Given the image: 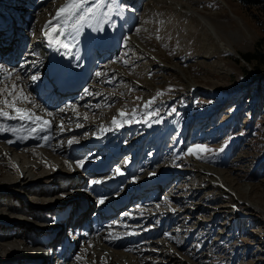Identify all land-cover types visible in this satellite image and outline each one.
<instances>
[{
  "label": "rangeland",
  "instance_id": "1",
  "mask_svg": "<svg viewBox=\"0 0 264 264\" xmlns=\"http://www.w3.org/2000/svg\"><path fill=\"white\" fill-rule=\"evenodd\" d=\"M61 1L0 0V15L7 21L5 27H0V58L10 55L11 52L13 54L16 49L25 45L22 56L18 52L25 63L21 62L18 67L20 72L25 69L31 76L37 77L31 82L30 93L33 95H36L38 89L46 88L43 83L39 84L42 79L40 72L44 69L45 59L33 60V58H29L28 54L30 52L34 54V49L39 52L40 48L33 47L34 43L39 41L35 40L34 36L38 34L44 13L47 10V12L52 10ZM89 1L92 2L90 6L94 11L102 10L104 7L110 10V6L115 0H105L103 4L100 3V0ZM259 1L261 2L260 6L247 5L245 4L246 0H159L160 3L156 0H132L129 5H125L126 12H123L128 13V26L126 27L124 22L128 17L125 14L122 28L128 36L120 37L118 42L121 44L122 41L124 47L116 55L98 53L90 83L77 93L76 99L77 102H80L77 105L88 112V121H91L89 119L94 116L99 121L104 120L106 125L105 114L118 107H122L128 112L131 119H136L141 115V103L151 95L154 83H161L158 84V87L164 89L165 96H173V100H176L173 105L155 106L149 111L156 120L163 119L159 122L160 124L165 122V119L168 120L163 134L158 140L153 139L146 144L144 154L140 153L142 148L136 149L132 153H129L131 150L128 149V140L141 136L144 133L143 129L140 133L131 134L130 138L127 135L122 136L123 139L118 140L120 142L119 152L122 156L125 152L127 153L119 165L110 169L108 174L117 176L119 174L117 170L122 168L125 176V167L128 168L135 162L137 166L141 167L143 174L140 171L136 172L137 169L132 172V174L136 172V175L141 174L136 177L131 175L133 186H138L141 179H145L144 177L152 176L153 173L148 174L149 172H158L160 176L162 174L175 175L177 178L174 176L173 182L165 187V190L157 188L147 196L148 200L158 197V200L152 201V206L149 208L160 204L162 208H167V210L163 209L166 212L163 211L166 217L155 218L153 216L152 221L139 217L140 223L143 224L141 236L156 232L157 234L147 238L149 241L145 242L140 240L139 236H124L125 239L120 241L119 246L109 247L112 252L116 253L122 250V253L129 255L124 247L128 245V241L138 238L140 243L143 242L142 245L150 250L152 260H159L157 261L159 264L162 263V260L158 259L157 255L160 256V253L166 250L164 247L161 251L158 245L160 241L169 245L183 243L184 247L179 249L182 257L188 258L194 264H264V224L250 217L245 222L233 220V215L228 214L229 212L224 208L228 206L227 203H231V197L226 199L219 192H209L207 189L209 184H212L211 179L198 178L192 169L195 165H201L211 170L212 174H219L222 179L228 182L230 193L232 192L238 197L240 195L239 198L245 201L249 199L264 209V171L260 172L258 178L255 174V171L259 170V164L264 161V0ZM181 8H189L188 10L195 12L197 16L208 18L211 24H214L216 31L221 32L219 35L223 41L222 45L232 46L238 56L219 52L220 39L219 42L214 40L215 44L218 43L215 45L209 40V37L205 36L203 28L180 15ZM211 33L213 34L212 31ZM134 34L142 36L141 38L145 42L140 44V41L137 42L134 39L131 40L132 43L128 42L130 36ZM71 39L74 43L77 42L75 35L71 36ZM79 41L77 43H80ZM5 42L10 43L9 48L5 46ZM139 50L144 53L150 52L155 60L161 64L165 63L173 70L161 73L159 68L152 66L154 60L141 56ZM248 54L255 56V61L247 63L243 56ZM29 60L32 61L27 65ZM32 66L33 68L29 72V68ZM18 67L14 65L7 68L10 70ZM177 71H179V75L182 74V80L178 78ZM97 72L102 75L96 76ZM190 81H194V83L197 81L196 84H200L198 88L201 91L194 96V99L183 96L188 91L187 82ZM141 82L147 88L144 85L136 88V85ZM127 85L130 87L126 89ZM123 91H126L124 99L121 96ZM89 92L92 94L89 95ZM19 97L21 98V96ZM19 97L18 99H20ZM96 97L99 100L93 102ZM73 102L75 101L71 103ZM36 106V104L32 105L35 113L39 112V108L37 109ZM65 107L67 106L65 105ZM60 108L57 107L55 110L62 117ZM53 115L56 116L57 113H53ZM88 121H85L84 127L89 124ZM72 126L70 124L67 127ZM93 127V125H88L86 128L74 129L75 134L72 135V138L75 137L79 141L78 146L89 144V138H97V134L102 138L109 132L108 127H101L97 131L93 130L95 128ZM12 135H18V132H12ZM62 143H68V141L63 140ZM71 146L73 150L71 155H74L78 147L75 143ZM196 146L207 149V151L198 152L199 155L206 157L205 159L197 158L196 154H188V149H195ZM99 148L104 149L100 155ZM99 148L94 147L79 154L80 161L93 162L94 169L109 167V163L114 158L107 151L109 144L104 143ZM25 153H21V155H27L26 157L35 161L33 173L29 170L31 164L21 165L16 155L7 156L10 166L0 156V162H4L2 163L3 168L7 169L6 172L10 176L17 178L20 175L16 180V186L0 183V199L7 201L8 204L4 209L1 208L0 212V236L4 246L8 249L3 256L2 262H8L5 264L27 263L28 258H23L21 255H27L28 252L21 255L17 252H25L30 249L31 241L39 239V236L36 235L37 230L41 233L48 228H52V230L49 229L50 231L58 230L59 228H55V226L58 227L61 222L55 220L57 219L55 215L59 213H54L56 206L53 207V205L63 204L66 202L65 200H58L71 198L73 193L76 194V192L67 193L66 190L53 187L49 192H56L60 199H54L53 203H49L51 199L45 198V196L40 198L32 192L26 193L18 189L20 183L23 182L28 185V188L31 187V190L43 188L44 191L50 185H62L63 182H69L64 179V174H68L69 169L64 168L63 174H54L57 175L54 181L43 183L46 177L45 173L50 171L47 177H52L55 169L50 170L40 166L42 160H39L41 158L38 151L32 149ZM85 153L87 155H83ZM139 155L142 156L137 161ZM53 162L52 166H57ZM73 164H79V161ZM68 165L72 166L71 161H68ZM60 168L56 167L61 170ZM82 168L80 167L78 170ZM28 170L29 172H27ZM24 174L26 176L23 178ZM34 174H36L35 177ZM52 179L54 178L52 177ZM85 179L87 180V177ZM85 179L77 181V184L83 185L80 192L84 190L82 195L86 199L83 202L89 203L90 207L86 208V211H89L88 218L93 220L96 218V215H93L94 211L102 207L104 203L101 204L100 201L93 200L97 194L93 192L94 190L87 188ZM99 181L102 183V180ZM37 183L41 184L36 186ZM101 183L95 185H99V190L103 191ZM56 187L59 188V186ZM62 187L65 186L62 185ZM125 188L123 186L119 192L122 193ZM211 195L213 197L209 201L207 198ZM106 198H101V200L105 201ZM73 202L69 201L63 204L62 210L74 207L76 202L74 204ZM190 203H195L196 208L199 207L201 210L192 215L189 209L193 205ZM21 205L26 208L22 209L24 211L21 210ZM9 207H14L19 211L12 213ZM72 212L76 214V211ZM128 213L130 214V212ZM62 218L64 217H60L61 220ZM214 218H217L215 225L205 223ZM19 220L23 223L26 221L31 224V227L23 225ZM202 221H205V224L200 227ZM10 222L14 225H7ZM80 223H84V220L81 219ZM227 225H235V230H231L232 233H230ZM6 226L8 227L5 228ZM131 226L133 225L129 224L127 227ZM87 229L91 232L82 230V235L87 234L88 237L80 236L79 241L75 244L72 243L70 258H74L76 252L80 251L89 240H92L93 236H96L95 231L99 232L102 228L97 226L90 228L89 224ZM176 229L181 234L177 235L174 232ZM14 230L20 231V237L14 234ZM117 236H121V234H117ZM67 241H71V237ZM163 244L161 243L162 247ZM13 249L16 253L11 255L10 250ZM97 250L106 253L102 245L98 246ZM189 261L184 264H189ZM54 262L56 263V261ZM121 262L124 263L125 260L120 259L118 263ZM60 263L62 262L58 261V264Z\"/></svg>",
  "mask_w": 264,
  "mask_h": 264
},
{
  "label": "bare ground",
  "instance_id": "2",
  "mask_svg": "<svg viewBox=\"0 0 264 264\" xmlns=\"http://www.w3.org/2000/svg\"><path fill=\"white\" fill-rule=\"evenodd\" d=\"M158 1L156 0V2H158ZM76 2L78 5L77 9L73 10L72 14H70V15L62 16L59 20L55 19L56 13L60 7L69 3V0H62L60 3H58L56 6H54L52 8V10L49 9L50 10L49 12H47L48 11L47 10L46 13H44L43 21L39 25L40 28L38 30V34L37 35L35 34L36 36H34L35 40H39V41L35 42L33 47H35L36 49L37 48H40V49L38 50L39 52H37V50L34 49V54H33V52H30V54L27 53L29 58H31V59L33 58V60L34 59H37V60L40 59L41 60V58H43L44 53L46 51V49H45L46 45L44 44V40H45L44 39V35H45L44 33L45 32H53L52 27H53V25H56V24H58L60 26V29L58 32H56L54 38L59 39V40L63 41L64 43H67L69 45V47L65 48V49H67L68 51H71L72 45H73L72 40H71V36L75 35L77 42L79 40H82L81 42L79 41L80 43H77V42L74 43V45H76V47L75 48L73 47V49H74V52H76L78 55L83 54L84 56H86V55L88 57L92 56L95 59H97L98 53H100V54L111 53V54L116 55V54L121 52L124 45L122 44L123 43L122 41H121V44L118 43L119 39H120V37H124L126 35L128 36L127 32L124 33L125 30L122 28V24H123V21L125 19V14H126V16H128V13L123 12L124 11L123 9H124L125 5H129V2H125V1H123L122 3L120 1L113 2L109 11L105 8L102 10L96 9L94 11H91V13H89L87 11V9L91 8L90 4H92V2H90L89 0H76ZM160 2H158V3H160ZM188 9L181 8L180 15H182V17H185V18L192 20L193 22L197 23L201 28H203L205 36L209 37L210 41L214 42V40L218 41L220 39L221 44H218V43L215 44L216 41L214 42L215 45H217V44L220 45L221 48L220 47L218 48V46H217L219 52H221V53L223 52L225 55L238 56L236 50L232 46H228V45H224V44L222 45L223 41L221 40V37L219 35V33H221V32L216 31V29L214 28L215 27L214 24H211V22L208 18H206L204 16H200V15L197 16L195 12H192L191 10H188ZM80 17H84V19H80ZM128 18H129V16L126 18V21L128 20ZM40 19H42V18H40ZM49 21L52 22L51 25L49 24ZM127 26H128V23H126V27ZM210 30L213 32V34L211 33ZM193 32H195V31L193 30ZM134 35H136V36L134 37ZM134 35L130 36L131 38L128 40V42L132 43L131 40L134 39V41H137V42L140 41L139 43L141 44V42L144 41V39L141 38L142 36L140 37V35H137V34H134ZM5 36L7 37L6 34H5ZM6 37H4V38H6ZM126 45H127V43H126ZM5 46H7V48H9L10 43L5 42ZM24 46L25 45H23V47H21V48L16 49V51L13 52V54L11 52L10 55L1 57L0 58V65H2L4 68L8 69L7 67H9V66L16 65V67H18L21 62L25 63L24 62L25 60L23 61L21 59V57L18 55V52H20L21 56H22ZM47 46H50V45H47ZM55 47H57V49H64V47H61L59 44H56V43H55ZM139 52H140L141 56H143V57L146 56V57L150 58L151 60H154V63L152 66H154L157 69L159 68L161 73L173 70V68H171L170 66H168V65L166 66L165 63L161 64L160 62L155 60L154 57L152 56V54H150V52L144 53V52H141V50H139ZM77 54H76V57H77ZM31 61L32 60H29V62L27 61L28 62L27 65H29ZM45 65H46V61H45ZM94 65H95V63H94ZM94 65H93V67H94ZM32 68H33V66L31 68H29V72ZM9 71L12 72V77L10 80H4L3 82H0V89L4 88L5 84H7L9 87V90H10L12 83H16L17 85H19V87L17 88V90L15 92H13L12 97H8L7 92L0 93V101H3L6 97L9 99V101H11L13 99V97H16V99H15V106L16 107L28 110L30 113L34 114V117L39 116L42 118V120L37 121L35 123L28 121V120H21L18 118L19 114H17L12 108H8L2 102H0V109H3L4 111L9 112L10 115H12L14 117H17L15 119H8L6 117L0 116V128H3V129H19V131H17L18 135H15V136L12 135L13 131H10V130L9 131H0V156L2 158H4L6 160V163L10 166L9 159L7 158V156L12 157V156L16 155V157H17V159L21 165L28 164V163L31 164L29 166L30 167L29 170H30V172L33 173L34 168H35L33 166V164L35 163V161L31 160L30 157H26L27 155L22 156L21 153L26 154L25 152L28 153L32 149L34 151H38L39 157L41 158L39 160H42L41 161L42 165H40V166L46 167L47 169H50V170L55 169L53 171V176H52L54 179H52V177H47V176H49L48 174L50 172L49 170H47L49 172L45 173L46 177H45L43 183L44 182L48 183V182L54 181L55 177L57 175L63 174L65 172L64 168L70 169V165H68V161H71L73 169H74V171H72V172H74L75 176H71L72 173H70L68 170V174H64V177H65L64 179H66V181L69 180V182L65 183L62 181L64 183L62 185L65 187H62L61 184L55 185L53 187L56 189L66 190L67 193H70L71 192L70 187L74 185L75 188H73V191L76 192V194H74L73 196L77 197L76 199L71 200V201H74L73 202V204H74L79 198L80 199L83 198L82 194L84 193V190L82 192H80L81 191L80 189H82L83 185L81 183L77 184V181H84V179L87 177L88 181L85 179L87 188L94 190L93 192H96V194H97V195H95V198L96 199L99 198V200H100V198H101V195L99 194L100 190H98V187L96 185H93L91 183V181L92 180H99V178L106 179L107 170L105 168H100L101 171L100 170L99 171L98 170H90L89 172H84L85 165L89 164L90 161L84 162V166L81 170H78L80 168L79 164H73V163H78L79 158H80L79 154H82L85 151L93 149L96 146H99V144L103 140L107 139V140H110L112 142L111 145L109 146L110 147L109 150H112L113 152H118L120 145L118 144V142L113 140L111 135L107 136L106 134H104V137H103L104 139L101 140V138H99L100 135L97 134L96 135V136H98L97 138H94V137L89 138L90 139L89 144H86V145L80 144L81 145V147H80V146H78L77 143H75L76 146L78 147V150H77V152L74 153V155H71L73 152L72 146L69 145L68 143H62V142H63V140L69 141L72 138V135L75 134V132H74L75 128H80V129L86 128V127H88V125H90V126L93 125L95 127V128L93 127L94 128L93 130H96V131L100 130L101 127L102 128L108 127L107 129L109 131L118 130L116 127H113V124H112L113 120L114 119H121L123 121V123L128 122V121H130L129 119H131L130 114L128 112H126L122 107H118V108H115L114 110H112V112L105 114L106 115L105 119L107 120L106 125H105L104 120L99 121L94 116H92L89 119L91 121H88L87 119H84L85 115H87V117H88V112L82 110L80 108L81 106L77 105L80 102L76 101V98H77L76 95H66V96L62 95V97H61L54 90L52 92H50V91H48V89L45 90L42 88L37 90L36 95H33L32 93H30V89L32 88V86H31V82H32L31 74H28L25 69L22 70V72H20L19 67L18 68H12ZM177 72H178V75L177 74L176 75L178 76V78L180 80H182L183 79L181 77L182 74L179 75V71H177ZM40 74L42 75V79H41V82H39V84L44 83V85H45L46 76L43 73V70L40 72ZM0 75H2V74H0ZM17 75L20 76L19 80L16 79ZM196 83H197V81L195 83H194V81L193 82L192 81L187 82L188 91L183 96H186L189 98L194 97V95H192L193 87L198 88L200 85V84H196ZM158 84L159 83H154V85H153L154 87L152 88V90L150 92L151 95L149 97H146L145 100L141 103L140 114H142V115L149 114L150 109L152 107H155V106L156 107L157 106H165L166 107L167 105H170V102L174 99L173 96H165L164 89L162 87L161 88L158 87L161 83L159 85ZM143 85H144V83L141 82V84L136 85V88L143 87ZM128 87H130V86L127 85L126 89ZM145 88H147V87L145 86ZM21 89H22V92H21ZM120 93H122V92H120ZM125 93H126V91H123V93L121 94L123 99H124ZM19 96H21V98ZM23 96H27L28 99L27 100L23 99L22 98ZM30 96H31V98H30ZM18 97L20 99H18ZM72 98H73V100H72ZM95 99L96 100H93V102L94 101L97 102V100H99L98 97H96ZM147 100L152 101V103L149 106H147V104H146ZM29 101H31V102H29ZM72 101H75V102L71 103ZM33 104L37 105L36 107H37V109L39 108L40 113L39 112L35 113V111H34L35 109H33L34 106L32 107ZM64 104L67 107H65ZM72 106H75V107H72ZM57 107H59V108L61 107L60 108V112H61L60 114L62 115V117L59 116V113L57 112V110H55ZM61 109H63L64 112L61 111ZM51 112H52V115H48V113H51ZM121 112H123L124 115H121ZM53 113H57V115L54 116ZM42 114H45V115L42 116ZM164 114H166V113H164ZM94 119H97V120H94ZM146 119L147 118H142L141 121L144 122V121H146ZM43 121L50 122V125L43 124ZM85 121L89 122V124L86 127H84ZM61 123H63V130H61V127H60ZM70 124H72L73 126L67 127ZM128 125H130V124H127V126ZM33 128H36L37 130L32 131ZM41 128H43L44 130H40ZM125 129H126L125 127L121 128V130H125ZM141 138H142V136L134 139V141H138V142L133 147L134 149H132V151H134L135 149L140 147L139 144H140ZM99 140H101V141H99ZM9 141H12V142L9 143ZM99 151H100L99 152V155H100L103 152V150L100 149ZM27 158H28V160H27ZM71 158H73V159L71 160ZM121 159H122V157H121ZM49 160H51V162H49ZM57 160H60L61 162L59 161L60 163H58ZM52 162L55 163L59 168L62 167V168H60L61 170L56 169L57 166L53 167ZM2 163H4V162H0V183H3L4 185L13 184V186H16V184H15L16 180L19 179L20 175L17 178L10 176L6 172L7 169L3 168ZM119 163H120V161H118L114 158L109 163V166L114 168V167L118 166ZM120 169H122V168H120ZM192 169H193L194 175L196 174V176L198 178L203 179L202 177H205V178L211 179L212 184H209V187L207 189V190H209V192H219L222 196H224L223 198H226V199L231 197V203H229V204L227 203L226 205H228V206H225L224 208L227 209V211L229 212V213L227 212L228 214L233 215V217H234L233 220L240 221V219H239L240 217H238V212H236L234 210V207H236L240 211L246 213L251 219L259 220L261 222V224H264V209L261 206H258L256 204L252 203L249 199L247 201H245L242 198H239L240 195L238 197V196L233 195L232 192L230 193V191H229L230 187L228 185V182H226L225 179H222V177L219 176V174H216V173L212 174L211 170H208L206 167L201 166V165H198V166L195 165V167H192ZM29 170L27 172H29ZM23 172H21V173H23ZM122 172H123V170H120L121 174H122ZM54 174H57V175H54ZM85 174H88V175L86 176ZM155 174H153L152 176L148 175L147 176V177H149L148 179H151V178L154 179L153 176H155ZM35 175L36 174H34V177H35ZM83 175H84V178H83ZM25 176L26 175L24 174L23 178ZM174 176H172L171 178H168L166 176H161V179H164L166 181V183L163 185L164 188H165V186L167 187L173 182ZM175 178H177V177L175 176ZM142 180H144V179H142ZM88 183H90V184H88ZM140 183L138 184L139 187L141 186ZM39 184H41V183H37L36 186H38ZM56 186H59V188ZM30 188L31 187L28 188V185L25 182L20 183V185L18 186V189H20L26 193L32 192L33 194L39 196L40 198L45 196V198H49V199H51V201L54 199H57V198L60 199L59 196H57L56 192H49L51 190V188L46 189L48 191H46V190L44 191L43 188L40 190H38V189L37 190H34V189L31 190ZM228 188H229V190H228ZM153 191H155V189L152 190V192ZM193 197H195V196H193ZM211 197H213V195L209 196V198H207V199L210 201ZM186 199H187V197H186ZM63 200H65V199L58 200V201H63ZM134 200H135V202L132 201V203H131V205H132L131 209L129 211H127V213L124 212L122 215L119 216V218H123L120 221H117L114 217H111L109 220H107V219H104L103 216H100L99 222L97 221L96 223H94V220H92L90 223L86 218V215H88V212H85V211L82 212L80 210V212H78V211L76 212V215H72V211L69 210L70 213L68 215H66L69 218L64 219V221L65 220H66V222L70 221V223H73L75 225L76 229H78V230H79L78 225L81 224L82 227H80V233H81L80 236L88 237L87 234H83L84 236L82 235V230L85 232H88V230L83 227L84 224L90 223V228H94L95 226H97L98 228H100V229L102 228V229L99 232L95 231L96 236H93L92 240H89L88 243L85 246H83V248H81L80 251L76 252V255L74 256V258H70V256H71V253H70L71 244H69V246L67 247V251L64 252L60 258L57 257L56 258L57 260L55 259L56 262L61 261L62 263H60V264H70V263L71 264H157L158 263L157 261H159V260H157V261L152 260V257H151L152 254L150 253V250H148L147 247L142 245L143 242L149 241V239H147V238H150L154 234H157V232L156 233H150V234H152V235L149 234L150 236L149 235L141 236V234L143 232L142 231L143 224L138 222V219H139V216H144L146 214L144 212H148V213L143 218H148V219H150V221H152L153 216L155 218H157V217L165 218L166 217L164 214L165 210H163V209L167 210V208H162V206L159 204V206L156 205V207L151 208V211H147V210H150L147 208H149V206L150 207L152 206V204H151L152 201L158 200V197L155 199L149 200V205H147V207L140 205L143 202L141 201V199H139L138 195L135 196ZM51 201L49 203H53V201L52 202ZM6 202L7 201L0 199V212H1V208L4 209L5 206L8 205ZM23 203L26 204L25 202H23ZM65 203H63V204H65ZM63 204L62 203H56L55 205H53V207L56 206L55 212H54L55 214L57 212H60V213L69 212V211H66L68 208L66 210H62ZM27 205H29V204H27ZM191 205H193V207L189 210H190V213L192 215L195 214V212H198L201 210V208H199V207L196 208L195 203H192ZM10 207H11V205H10ZM74 208H72V209H74ZM22 209H26V208L23 205H21V210ZM9 210L12 213H16L19 211L14 207L10 208ZM22 211H24V210H22ZM156 211H158V212H156ZM128 212H130V214ZM136 212H139V213H136ZM180 214L182 215V213H180ZM78 217H81V219L83 218L84 223L78 222V220H79ZM217 218H218V216H217ZM217 218L216 219L214 218L213 220L206 221V222L202 221V223H200V227L205 223L215 225ZM75 219H77V220H75ZM132 219H134L135 221L126 222L127 220H132ZM202 219H206V218H202ZM0 220H1V218H0ZM19 222H20V220H19ZM14 223H15V221H14ZM14 223L10 222V223H7V225L13 226ZM20 223H23V222H20ZM129 224H132L133 226L128 228L127 226H129ZM23 225H24V223H23ZM7 227L8 226H6L5 228H7ZM29 227H31V226H29ZM227 227H228V229H229L228 231L230 233H232L231 230L232 231L235 230V225H233V226L227 225ZM50 230L49 229H48V231L44 230V231H42V233L37 230L36 235L40 236L41 234H43V235L50 234V236H52V235H56V234L61 233L60 229H58L56 231L55 230L50 231ZM33 231H35V230H33ZM193 231H195V228H193ZM13 232L15 235L20 237V231L14 230ZM90 232L91 231L89 230L88 233H90ZM174 232H176L177 235L181 234V233H179V230H177V229ZM117 234H121V236H117ZM124 236H139L140 240H143V242L140 243L138 238H135V240L128 241V245L125 246L124 248L129 252V255H125L124 253H122V250L118 251L116 253L112 252L111 248H109V247L119 246L120 241L125 239ZM89 238L91 239V237H89ZM26 242H28V241L26 240ZM160 242L164 243L165 245L163 244V247H162ZM160 242H158V245L160 246L161 251L164 247H166V250H163L160 253V256H159V254L157 255V258L162 260L161 264H163V263L164 264H184L185 262L189 261L188 258H185L184 256L182 257V253H180V251H179V249L184 247L183 243H181V244H179V243L175 244L174 243L172 245H169L168 243H165L162 241H160ZM100 245L103 246L106 253L102 252V251L98 252L97 249H98V246H100ZM13 250H10L11 255L16 253V251L15 250L13 251ZM7 251H8V249H6V247L4 246L3 240H1V236H0V261H1V264L8 263V262H2L4 260V257H3L4 253H7ZM77 257H79V259H77ZM21 258H19V259H21ZM120 259H122V260L124 259L125 262L124 263H122V262L118 263ZM28 260L29 261H27V263L22 262L20 264H47L48 263L46 260H42L41 262H38V263H32L31 258H28ZM65 261H67V262L65 263ZM188 263L194 264L193 262H190V261Z\"/></svg>",
  "mask_w": 264,
  "mask_h": 264
},
{
  "label": "snow or ice",
  "instance_id": "3",
  "mask_svg": "<svg viewBox=\"0 0 264 264\" xmlns=\"http://www.w3.org/2000/svg\"><path fill=\"white\" fill-rule=\"evenodd\" d=\"M100 3L103 4L105 3V0H100ZM78 5H77V2L76 0H69V3L65 4L64 6L60 7L56 13V16H55V19L56 20H59L62 16L64 15H70L72 14L73 10L77 9ZM87 11L89 13H91L92 9L91 8H88ZM80 19H84V17H80ZM49 24L51 25L52 22L49 21ZM60 29V26L58 24L56 25H53L52 27V30L53 32H58ZM46 36H49V41L51 43H56V44H59L61 47H64V48H68L69 45L67 43H64L63 41L59 40V39H53V37L51 35H49L48 32H45L44 33ZM62 34V33H61ZM126 63V62H125ZM0 82H3L4 80H10L11 77H12V72L9 71L8 69L4 68L2 65H0ZM102 74L100 72H97L96 73V76H101ZM17 80L20 79V76L17 75L16 77ZM32 80H36L37 77L35 75H33L31 77ZM19 87V85H17L16 83H12L11 85V89L9 90V87L7 84H5L4 88L0 89V93H4V92H7V96L8 97H12L13 96V92H15L17 90V88ZM87 92V89L85 90ZM21 92H22V89H21ZM89 95H91L92 93H88ZM23 99L27 100L28 97L27 96H23L22 97ZM15 99L16 97H13V99L11 101H9V99L6 97L3 101H0L2 102L6 107L8 108H12L17 114H19L18 118L21 119V120H28V121H31L33 123L37 122V121H41L42 118L39 117V116H35L34 117V114L30 113L28 110H25V109H21V108H18L15 106ZM31 102V101H29ZM72 107H75V106H72ZM61 111H63V109H61ZM48 115H52V113H48ZM121 115H124L123 112H121ZM0 116H3V117H6L8 119H15L17 117H14L12 115H10L9 112H6L4 111L3 109H0ZM84 119H87V115L84 116ZM113 122L115 123V119L113 120ZM43 124L45 125H50V122L48 121H43ZM61 127V130H63V123H61L60 125ZM13 131V132H16V131H19V129H3V128H0V131ZM37 129L36 128H33L32 131H36ZM40 130H44L43 128H41ZM46 139V138H45ZM12 141H9V143H11ZM69 145L71 144H74V143H79V141L73 137L72 139H70L68 141ZM204 151H207L206 148H202L201 146H196L195 149L193 148H189L188 149V154H196L197 155V158L199 159H205L206 157L204 156H201L198 154V152H204ZM83 164H84V161H80L79 162V166L80 167H83ZM119 171V170H117ZM91 183L93 185L95 184H99L101 183V181L99 180H93L91 181ZM100 203L103 204L104 201L103 200H100ZM173 211H175L173 209ZM77 259H79V257H77Z\"/></svg>",
  "mask_w": 264,
  "mask_h": 264
},
{
  "label": "trees",
  "instance_id": "4",
  "mask_svg": "<svg viewBox=\"0 0 264 264\" xmlns=\"http://www.w3.org/2000/svg\"><path fill=\"white\" fill-rule=\"evenodd\" d=\"M245 4L250 5V6H260L261 2L259 0H246ZM243 59L247 63H252L253 61H255L256 58H255V56L248 54V55H244ZM258 169L259 170L255 171L256 178H258L260 172L264 171V161H263V163L259 164Z\"/></svg>",
  "mask_w": 264,
  "mask_h": 264
}]
</instances>
